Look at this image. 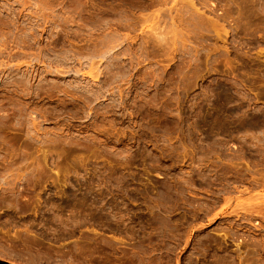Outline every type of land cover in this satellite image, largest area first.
I'll list each match as a JSON object with an SVG mask.
<instances>
[{"label": "rangeland", "instance_id": "rangeland-1", "mask_svg": "<svg viewBox=\"0 0 264 264\" xmlns=\"http://www.w3.org/2000/svg\"><path fill=\"white\" fill-rule=\"evenodd\" d=\"M0 264H264V0H0Z\"/></svg>", "mask_w": 264, "mask_h": 264}]
</instances>
